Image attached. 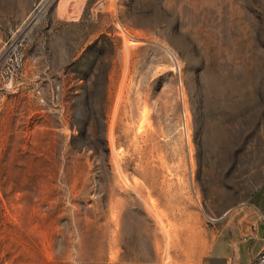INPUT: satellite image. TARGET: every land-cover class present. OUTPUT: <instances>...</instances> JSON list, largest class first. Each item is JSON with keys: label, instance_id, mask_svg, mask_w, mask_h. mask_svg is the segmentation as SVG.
Instances as JSON below:
<instances>
[{"label": "rangeland", "instance_id": "obj_1", "mask_svg": "<svg viewBox=\"0 0 264 264\" xmlns=\"http://www.w3.org/2000/svg\"><path fill=\"white\" fill-rule=\"evenodd\" d=\"M264 211V0H0V264H201Z\"/></svg>", "mask_w": 264, "mask_h": 264}, {"label": "crops", "instance_id": "obj_2", "mask_svg": "<svg viewBox=\"0 0 264 264\" xmlns=\"http://www.w3.org/2000/svg\"><path fill=\"white\" fill-rule=\"evenodd\" d=\"M242 212L217 231L206 256L208 264H225L228 259L246 264L264 249V211L251 206Z\"/></svg>", "mask_w": 264, "mask_h": 264}, {"label": "built area", "instance_id": "obj_3", "mask_svg": "<svg viewBox=\"0 0 264 264\" xmlns=\"http://www.w3.org/2000/svg\"><path fill=\"white\" fill-rule=\"evenodd\" d=\"M264 220V215H262ZM201 264H208L207 262H202ZM225 264H238L233 259H228ZM246 264H264V249L256 255L249 263Z\"/></svg>", "mask_w": 264, "mask_h": 264}]
</instances>
